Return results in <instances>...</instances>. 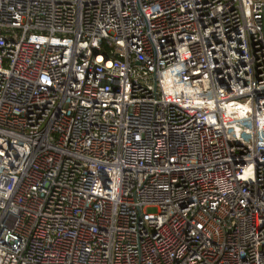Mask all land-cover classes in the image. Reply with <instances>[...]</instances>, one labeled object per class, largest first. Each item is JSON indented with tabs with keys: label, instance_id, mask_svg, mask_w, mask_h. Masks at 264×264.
Wrapping results in <instances>:
<instances>
[{
	"label": "built area",
	"instance_id": "built-area-1",
	"mask_svg": "<svg viewBox=\"0 0 264 264\" xmlns=\"http://www.w3.org/2000/svg\"><path fill=\"white\" fill-rule=\"evenodd\" d=\"M0 264H264V0H0Z\"/></svg>",
	"mask_w": 264,
	"mask_h": 264
},
{
	"label": "rangeland",
	"instance_id": "rangeland-1",
	"mask_svg": "<svg viewBox=\"0 0 264 264\" xmlns=\"http://www.w3.org/2000/svg\"><path fill=\"white\" fill-rule=\"evenodd\" d=\"M149 211H155V209L150 208Z\"/></svg>",
	"mask_w": 264,
	"mask_h": 264
}]
</instances>
